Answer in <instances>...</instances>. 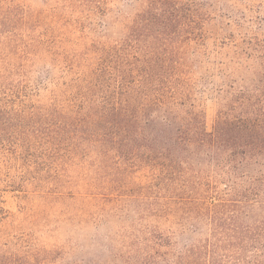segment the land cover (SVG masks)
I'll use <instances>...</instances> for the list:
<instances>
[{
    "label": "trees",
    "instance_id": "trees-1",
    "mask_svg": "<svg viewBox=\"0 0 264 264\" xmlns=\"http://www.w3.org/2000/svg\"><path fill=\"white\" fill-rule=\"evenodd\" d=\"M116 2L64 99L25 111L24 173L90 149L138 220L112 264H264V24L218 46L204 0Z\"/></svg>",
    "mask_w": 264,
    "mask_h": 264
},
{
    "label": "rangeland",
    "instance_id": "rangeland-1",
    "mask_svg": "<svg viewBox=\"0 0 264 264\" xmlns=\"http://www.w3.org/2000/svg\"><path fill=\"white\" fill-rule=\"evenodd\" d=\"M116 1L101 0L95 10L89 0H0V264H24L25 258L34 264L121 263L116 255L138 220L127 214L132 207L104 201L100 187L107 180L96 173L100 164L90 149L66 159L60 179L53 170L25 174L20 150L34 135L25 111L49 103L54 93L64 99L78 75L73 62L91 49L101 26L114 21ZM204 1L209 44H230L229 35L264 24V0ZM205 104L211 125L215 106Z\"/></svg>",
    "mask_w": 264,
    "mask_h": 264
}]
</instances>
